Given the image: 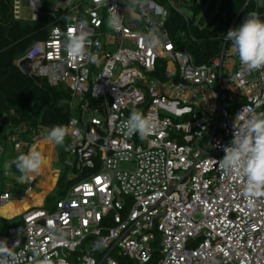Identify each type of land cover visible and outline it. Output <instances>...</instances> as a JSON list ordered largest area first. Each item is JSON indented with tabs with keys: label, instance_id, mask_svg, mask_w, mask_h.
Segmentation results:
<instances>
[{
	"label": "built area",
	"instance_id": "built-area-1",
	"mask_svg": "<svg viewBox=\"0 0 264 264\" xmlns=\"http://www.w3.org/2000/svg\"><path fill=\"white\" fill-rule=\"evenodd\" d=\"M55 1L48 38L30 46L17 65L28 76L62 84L71 109L80 110L69 121L65 149L75 157L68 175L75 182L52 204L9 217L21 222L0 239L16 245L10 250L20 264L45 257L48 264H122L117 248L130 264H264V197L245 195L243 179L219 163L236 126L264 113V68L241 65L227 35L219 54L197 64L176 49L166 28L169 10L158 0ZM168 1L192 19L180 0ZM42 7L43 0H13V17L38 20ZM105 12L121 17L107 41ZM150 30L160 38L157 47L144 39ZM70 31L87 33L85 55L77 59L64 49ZM159 59L167 62L163 77L156 76ZM133 111L153 117V134H122ZM43 139L14 140V147L29 151ZM3 152L0 141V160ZM42 177L22 182L29 187L19 203ZM11 197L1 193L0 207ZM97 241L104 246L95 248ZM155 241L161 245L156 261Z\"/></svg>",
	"mask_w": 264,
	"mask_h": 264
},
{
	"label": "trees",
	"instance_id": "trees-1",
	"mask_svg": "<svg viewBox=\"0 0 264 264\" xmlns=\"http://www.w3.org/2000/svg\"><path fill=\"white\" fill-rule=\"evenodd\" d=\"M207 5L208 12L219 5L216 15L209 23H205V18L197 20V16ZM190 7L194 14L189 21L174 8L169 9L166 28L176 49L191 53L197 64L209 62L219 54L227 31L236 20L235 27L252 13L264 19V5L258 6L256 0H190ZM12 9L13 0H0V117H3L0 122V141L4 146L0 160L1 181L7 178L16 180L8 172L21 175L12 161L28 150L17 152L14 140L32 143L36 138H45L46 130L56 125H63L67 129L71 117L75 116L70 107V92L62 84L54 85L45 78L28 76L17 65V61L26 54L30 46L48 38L54 24L53 10L43 2L38 20H17L13 17ZM166 66L167 62L159 59L156 76L163 77ZM8 143H12L14 149V153L9 155V161L4 157ZM48 144L51 146L52 142L44 140L34 148L46 149ZM42 157L44 158L43 154ZM45 168L43 162L39 172L47 174ZM15 182V187L9 190L3 187L0 194L6 191L26 192L29 183L24 184L18 180ZM74 182L75 180L68 179L67 170L63 171L56 185L57 199L49 195L47 205L52 204L55 201L53 199L63 198ZM50 184L54 185L53 182ZM2 220L7 221L6 218ZM122 264H125L123 260Z\"/></svg>",
	"mask_w": 264,
	"mask_h": 264
},
{
	"label": "clouds",
	"instance_id": "clouds-1",
	"mask_svg": "<svg viewBox=\"0 0 264 264\" xmlns=\"http://www.w3.org/2000/svg\"><path fill=\"white\" fill-rule=\"evenodd\" d=\"M109 25L119 28L121 17L113 12ZM87 33L81 31L77 34L69 32L64 43V49L69 59H77L85 55ZM149 46L157 47L161 41L156 33L150 30L144 35ZM227 39L232 42V50L238 57L241 65L247 69L264 68V19L258 14L252 13L235 28L227 31ZM97 57L90 56L95 62ZM240 116L237 118L239 119ZM234 132V138L229 146L224 148L225 155L219 161L221 169L226 173L235 174L244 181L243 191L250 197H264V113L253 114L244 119L242 124ZM156 123L152 116L140 111H133L129 118L122 122L121 132L125 137L139 134L146 138L153 134ZM67 135V129L63 125L53 126L46 130L45 139L56 145H62ZM17 170L21 173L19 180L24 182L32 178V174H38L43 163V157L39 150L31 148L27 153L20 154L13 161ZM251 204L252 201L249 200ZM4 239H0V264H20L16 255L10 250ZM104 246V241H97L95 248ZM35 255L39 252L33 249ZM41 264H48L45 259ZM60 264H64L63 261Z\"/></svg>",
	"mask_w": 264,
	"mask_h": 264
},
{
	"label": "rangeland",
	"instance_id": "rangeland-1",
	"mask_svg": "<svg viewBox=\"0 0 264 264\" xmlns=\"http://www.w3.org/2000/svg\"><path fill=\"white\" fill-rule=\"evenodd\" d=\"M158 1L162 5H164L168 10L173 8L168 0H158ZM43 2H46L50 7H53L56 4L55 0H43ZM180 3H181L182 10L185 13H187L188 15L193 17L194 13H193V10L190 7V0H180ZM218 6L219 5H217V7L213 11L208 12V5H207L202 10V12L197 16V20H200L201 18H205V23H209L212 20V18L216 15L217 10L219 8ZM128 7L132 8V6H128ZM24 13H25V15L29 14V9L26 8ZM104 21H105V24H104L103 29H104L105 32H107V34L104 36V40L107 41V40H109L110 37H114L115 36L113 34V27L110 26L109 23H108L109 16H108L107 12H105ZM116 46H117V43L111 45V47H116ZM74 114H75V116L80 117L79 108H76L74 110ZM70 143H71V138L67 134L66 138H65V141H64V143L62 145H56V144L54 145L52 143L51 146L49 148H46V149H42V148H38V147L35 148V149H37L39 151H42V154L44 156L43 162H44V164L46 166L45 169H46L47 172L50 171V173H52V175H53L55 170L56 171L60 170V172H57L55 174V179L60 178L61 173L63 171H65V170H67L68 175L73 171V166L70 165V163L75 160V157L70 155L68 152L65 151L66 146L69 145ZM53 145L55 146V152L54 153H52ZM11 153L12 154L14 153L13 145H12V143H8L7 144V151L4 154L5 160H7L9 158V155ZM16 155H17V153H16ZM53 157H54L55 160L53 159ZM7 161H9V159ZM9 173L11 175V172H9ZM50 173H49V175H50ZM45 176H47V175L46 174L43 175L41 180L48 181V177H45ZM19 177L20 176H18L17 180H19ZM41 180H38L37 185H36L37 187H40V189L30 190L29 194L27 196V199L21 203V206H16L15 203H12V204L9 203V204H6V205H3L2 207H0V217H1L0 218V236H2L4 234V231H6L8 225H14V224H17V223L21 222L20 218L12 219V218H9V217H11L16 212L22 211V209L25 208L26 205H28V207L31 206V205H37L38 207L48 206L47 203H46V198H47L48 195H46L45 200L42 201L43 195H44V193H46V191H50L49 195L54 196L56 198V194H57L56 187L53 188V189H48L43 184L44 182H42ZM15 186H16V182L13 179H11V178H7L5 181H1L0 180V191H1V189L3 187L6 190L7 189L9 190V189H11L12 187H15ZM11 192H12L11 199L12 200L13 199L17 200L19 198V196L16 195L15 192H13V191H11ZM56 199H53V200H56ZM6 217H8V218H6ZM5 218H6L7 221L2 220V219H5ZM90 244L92 245V240L88 241L87 247L90 246ZM153 249H154L153 251H154V253L156 255V258H155V261H156V259L158 260L161 257V255H160L161 245H160L159 241H155L153 243ZM113 254L117 258H119L121 261L123 260L125 264L131 263V259L129 257H127L124 254H120V249L119 248L115 249Z\"/></svg>",
	"mask_w": 264,
	"mask_h": 264
},
{
	"label": "crops",
	"instance_id": "crops-1",
	"mask_svg": "<svg viewBox=\"0 0 264 264\" xmlns=\"http://www.w3.org/2000/svg\"><path fill=\"white\" fill-rule=\"evenodd\" d=\"M43 140H46V139H43ZM53 143V142H52ZM54 144V143H53ZM55 145V144H54ZM53 145V148H52V153H54L55 152V146ZM50 147V145L48 144L47 145V148H49ZM53 159H54V157H53ZM55 160V159H54ZM53 163V162H52ZM54 164V163H53ZM58 171H54V173H53V175H52V173H50V171H48V173L46 174L47 176H45V177H48V181H45V180H41V179H39V180H41L42 182H44L43 184L48 188V189H53L54 188V185H51L50 183H54V180H55V174L57 173ZM41 173L43 174V175H45V172L44 171H41ZM49 173H50V175H49ZM12 174V173H11ZM18 176L19 175H17V174H12V178H14V179H16L17 180V178H18ZM16 180H14V181H16ZM19 182H20V180H18ZM37 185V184H36ZM33 186V188L31 189V190H36V189H40V187H37V186ZM43 189V188H42ZM44 190V189H43ZM49 192L50 191H46V193H44V195H43V199H42V201H44L45 200V197H46V195H48L49 194ZM16 195H18L19 196V193H16ZM12 203H15V205H18V206H21V203H19V198L17 199V200H15L14 202H12ZM11 202H10V204H12Z\"/></svg>",
	"mask_w": 264,
	"mask_h": 264
},
{
	"label": "bare ground",
	"instance_id": "bare-ground-1",
	"mask_svg": "<svg viewBox=\"0 0 264 264\" xmlns=\"http://www.w3.org/2000/svg\"><path fill=\"white\" fill-rule=\"evenodd\" d=\"M44 140H42V141H39V142H37L36 144H34V146H33V148L35 147V146H38L39 144H41V142H43ZM29 194V192L24 196V198H23V200L26 198V196Z\"/></svg>",
	"mask_w": 264,
	"mask_h": 264
},
{
	"label": "water",
	"instance_id": "water-1",
	"mask_svg": "<svg viewBox=\"0 0 264 264\" xmlns=\"http://www.w3.org/2000/svg\"><path fill=\"white\" fill-rule=\"evenodd\" d=\"M175 1H177V0H175ZM24 63H25V61L22 64H24Z\"/></svg>",
	"mask_w": 264,
	"mask_h": 264
}]
</instances>
